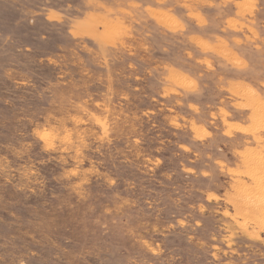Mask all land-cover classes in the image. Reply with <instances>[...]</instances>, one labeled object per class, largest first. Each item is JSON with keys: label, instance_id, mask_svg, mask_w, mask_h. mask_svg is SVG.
Returning <instances> with one entry per match:
<instances>
[{"label": "rangeland", "instance_id": "obj_1", "mask_svg": "<svg viewBox=\"0 0 264 264\" xmlns=\"http://www.w3.org/2000/svg\"><path fill=\"white\" fill-rule=\"evenodd\" d=\"M0 264H264V0H0Z\"/></svg>", "mask_w": 264, "mask_h": 264}, {"label": "bare ground", "instance_id": "obj_2", "mask_svg": "<svg viewBox=\"0 0 264 264\" xmlns=\"http://www.w3.org/2000/svg\"><path fill=\"white\" fill-rule=\"evenodd\" d=\"M252 197V196H251ZM243 200V199H242ZM249 200V199H248ZM241 203V202H240ZM248 210V209H247ZM261 225V224H260Z\"/></svg>", "mask_w": 264, "mask_h": 264}]
</instances>
